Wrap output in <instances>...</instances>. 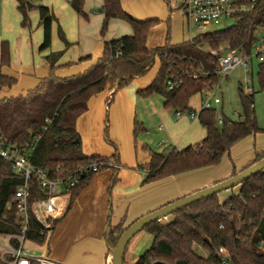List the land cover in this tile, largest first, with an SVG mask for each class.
<instances>
[{
    "label": "trees",
    "instance_id": "1",
    "mask_svg": "<svg viewBox=\"0 0 264 264\" xmlns=\"http://www.w3.org/2000/svg\"><path fill=\"white\" fill-rule=\"evenodd\" d=\"M15 1L23 28L30 25L29 11H38L39 25L42 28L39 51L49 49L53 21L49 8L43 4L33 5L29 0ZM122 1L102 0L101 33L105 31L110 19H121L130 25L132 34L105 41L101 56L84 72L67 77L57 76L56 69L60 65H55V62L59 54L50 53L45 56L49 73L40 78L35 87L15 96H2L1 92L10 90L17 79L0 71V135L7 143L23 145L32 143L35 137L40 136L32 152L31 162L46 171L51 178L66 177L77 167L97 159H113L119 164L116 153L110 156L86 155L81 147L76 121L88 110V102L92 96L112 91L113 97L133 79L149 72L156 60L158 69L154 78L146 87L138 89L137 94L147 97L158 93L164 97L165 107L180 111L182 115L186 112L190 116L197 113L196 118L205 135L201 141L180 150L167 146L157 152L143 146L147 152V160L137 164V168L146 173L143 182H154L217 166L223 158L228 156L230 159L231 149L236 144L249 136L264 132L255 118L254 91L244 93L240 85V120H229L221 113L223 123L218 125L215 108L196 112L189 106L194 94L205 88H212L219 82L216 59L203 47L216 49L219 45L227 44L236 52L250 53L258 38L257 32L264 35V0H257L251 10L236 14L230 19L231 24L228 26L199 34L191 41L179 44H171L167 34L164 44L155 48L147 46V38L160 20L136 19L122 8ZM69 2L75 12L85 15L83 0ZM60 35L64 44L69 45L61 30ZM117 52L120 54L116 55ZM87 58L82 57L78 61ZM10 60L9 43L1 40L0 68L8 67ZM191 71L198 72L197 78L190 77ZM172 75L182 81L168 89L166 80ZM256 76L259 90L264 92V62L258 64ZM141 130V125L134 121V138ZM104 133L106 142L115 148L106 129ZM263 157L264 150L256 152L252 162L240 170L231 161L230 176ZM96 173L81 178L72 188L67 210ZM20 182L11 163L0 158V235L20 233L18 213L8 205ZM30 189L31 200L47 196L46 191L34 179L30 181ZM226 190L230 191V195L224 200H220L219 193H216L147 224L142 230L151 234V246L137 257L134 264H222L225 258L228 264H264V169ZM57 221H54L52 229ZM128 226H123V222L109 225L107 240L110 249L114 248ZM44 236L42 226L34 216H29L26 240L41 245ZM10 243L17 245L15 239H10ZM219 247L226 249L228 255L225 258L218 253ZM197 249L205 251L206 255H200ZM4 259H10V255L5 254ZM0 264L6 263L0 259Z\"/></svg>",
    "mask_w": 264,
    "mask_h": 264
},
{
    "label": "crops",
    "instance_id": "2",
    "mask_svg": "<svg viewBox=\"0 0 264 264\" xmlns=\"http://www.w3.org/2000/svg\"><path fill=\"white\" fill-rule=\"evenodd\" d=\"M128 1L123 0L121 5L127 13L133 16L128 9ZM101 5L102 0L100 2ZM44 6L51 11L49 6ZM10 13V11H7L5 4H0V41L7 38L5 36L6 33H10L7 31L10 26L9 23L14 25L15 22L13 23V20H17L16 17L10 20ZM133 17L136 18L135 16ZM19 28L16 26L18 39L15 38L13 43L11 42L10 65L0 68V71L17 79V75L13 71L25 69L29 71L27 75L33 76V70L36 65L44 66L45 70L40 72V76L35 77V86L40 78L47 76L49 73L48 64L45 61L46 55L50 53L59 54L55 62V65H60L56 69V75L67 77L82 73L92 66L101 56L103 43L120 37H107V39H104L100 45L97 60L94 62L89 61L90 59L88 58L91 57V54L88 51L79 53L76 58H69L58 46L55 49L50 46L49 49L42 52L44 54L41 53V56L38 52H40L39 46L42 41V28L40 27V35H38V29L35 32L30 25L28 29H23L22 27L19 30ZM52 30L53 26L51 27V45L54 38ZM34 32L35 35L33 37ZM82 57L88 58L78 61ZM69 62H72V64L68 65L67 63ZM155 74L156 72L146 82H140L136 86L135 84H130V82L127 86L118 90L113 97L111 95L112 91H104L92 96L89 100L88 110L79 116L76 121V129L80 136L82 150L86 155L110 156L116 153L120 168L115 171L106 169L92 176L90 182L78 194L69 210H67V204L65 212L57 219V223L50 231L44 243L45 245H39L42 248V252L39 254L44 255L57 264H112L111 249L107 240L109 225L123 222V226H128L141 216L162 207L166 203L207 187L214 182L224 180L231 174V161H233L234 167L240 170L252 162L256 152L264 150V145L255 146L247 150L243 155L238 156V158H234L232 150L243 139L231 149V160L227 156L223 158L219 165L211 168L174 175L154 182H143L146 173L140 171L137 168V164L147 160V152L143 146L146 145L150 149L152 148L148 143L139 141L138 135L134 138V121L141 125V131L146 135H151L152 132L145 128L143 123L137 118V105L133 95L137 94L138 89L146 87ZM136 78L139 80L141 77ZM17 84L18 79L10 90L1 92L2 96H15L26 91L23 89H20V92L14 91V87L18 86ZM150 96L147 97L149 98ZM164 100L162 106H164ZM163 108L171 109L165 106ZM163 108H160V110L162 116L165 117ZM181 117L182 115L174 116V121L167 119L165 126L166 138L158 140L157 145L167 144L166 147L171 145V148L180 150L188 145L195 144L190 142L192 141L191 139H187L188 131L186 130L190 124L184 119H180ZM158 127L157 131H163L164 127L161 124ZM105 129L115 148L106 142L104 138ZM197 134L192 139H198V137L203 139L205 131L199 134L200 136H197ZM174 141L173 145L172 142ZM179 146L180 148H178ZM147 234L151 236L150 233L147 232ZM132 238L129 240L127 248ZM150 239L152 241V236Z\"/></svg>",
    "mask_w": 264,
    "mask_h": 264
},
{
    "label": "rangeland",
    "instance_id": "3",
    "mask_svg": "<svg viewBox=\"0 0 264 264\" xmlns=\"http://www.w3.org/2000/svg\"><path fill=\"white\" fill-rule=\"evenodd\" d=\"M29 2L33 5L43 4L50 7L52 11L51 13L53 15L52 32L54 36L52 39L51 48L53 47V49H55L58 46V48H60L69 58H76L79 53L88 51L91 54V57L88 58L90 59L89 61L95 62L97 60L96 58L100 49V45L104 39H107V37L113 38L132 33L130 25L121 19L109 20L105 31L101 33L103 23V15L100 11L101 0H83V12L85 15L75 12V10L72 9L69 0H29ZM0 4H5L7 11L11 12L9 15L10 20H12V18L15 19V17L17 18V20H13V23L15 22L14 25L9 23L10 26L7 28V31L10 33H6L5 36L9 39H4L8 41L11 49L13 40L15 38L18 39L16 26L20 27L19 30L22 29L20 26V14L16 8L15 0H0ZM128 4V9L131 11V14L139 20L150 17H157L161 20L159 24L149 32L147 38V46L149 48H155L163 45L165 36L167 34L169 35L171 44H179L182 42L191 41V39L195 38L199 34L213 32L231 24L230 20L227 21L225 25H209L205 30H199L192 22H188V20L182 16L179 11H170L164 0H129ZM28 16L30 20V27H32L33 31L35 32L38 29L37 32L38 35H40L41 28L38 24V11L36 9H32L29 11ZM26 29H28V27H26ZM60 30L63 32L65 39L69 42V45L64 44L63 40L61 39ZM35 32L33 33V37ZM261 35L262 33L258 31L257 36L260 37ZM203 49L208 51L205 46ZM38 53L41 56L44 54L42 52ZM259 63L260 62H258L256 58H253L251 64L252 81L250 85L252 86V91H254L253 106L257 125L264 129V92L259 90L256 76ZM37 66L38 65H36L35 69L33 70V76L27 75V72L29 71L25 69L13 71V73L17 75L18 79V86L14 87V91L20 92V89L28 90L29 88L35 86V77L40 76V72L45 70L44 66ZM157 69L158 63L156 60L154 66L148 73L141 76L139 80L137 78L133 79L130 84H135L136 86L140 82H146L147 79L157 72ZM238 85L241 86L244 93H250L245 90L244 72L240 68L230 72L226 78L220 79L219 87L216 88L215 91L216 95L221 100L220 104L214 107L217 114L223 113L225 117L233 121L241 119ZM133 96L137 105V118L143 123L145 128L152 132L151 135H146L143 131H141L138 134L139 141L148 143L149 146L155 151H162L167 144L159 146L156 143L161 138H166V121L167 119L174 121L176 111L174 109L168 110L163 108L164 106H162V103L164 98L158 93L152 94L149 98H144L137 94H134ZM200 105V94L196 93L190 98L189 106L198 111ZM160 108H163L165 117L162 116ZM180 119H184L188 124H190L189 127L187 124V139H191L192 141L190 142L192 143L199 142L202 137H198V139H192L197 133V136H200L199 134L204 133V130L199 124L197 118L191 117L186 112ZM160 124L164 127L163 131H157V127ZM173 143H175V141L172 142V144ZM261 145H264V132L245 138L234 148V150H232V155L235 156L234 158H238V156L243 155L247 150ZM178 148H180V146ZM229 195V190H222L219 192L218 196L220 200H224ZM150 238L151 236L148 235L145 230L137 232L128 245L124 255L123 264H134L137 257L151 246L152 241ZM25 248L33 250L34 254H39L42 252L41 246L29 241L25 242ZM197 252L200 255H206V252L203 250L197 249Z\"/></svg>",
    "mask_w": 264,
    "mask_h": 264
},
{
    "label": "built area",
    "instance_id": "4",
    "mask_svg": "<svg viewBox=\"0 0 264 264\" xmlns=\"http://www.w3.org/2000/svg\"><path fill=\"white\" fill-rule=\"evenodd\" d=\"M257 0H166L170 11L177 10L188 22H192L197 29L205 30L209 25H221L232 19L236 14L249 11L253 8ZM208 53L216 59V73L220 79L226 78L230 72L240 68L244 72L245 90L252 91V70L253 58L258 62H264V35L258 37L252 45L250 53L243 54L231 50L229 45H219L216 49H208ZM117 52L116 55H119ZM198 72L191 71L190 77L195 79ZM181 78L174 75L166 80L168 89L175 84L181 83ZM219 82L212 88H205L200 92V109H211L219 105L220 98L216 95V88ZM180 111L175 112V116H181ZM196 118L197 113L191 115ZM217 123L222 125L221 113L217 114ZM160 129V127H158ZM40 136L34 138L32 143L23 145L7 143L0 135V158L11 163L14 174L21 182L17 185L8 205L14 207L20 218V233L17 235H0V259L6 264H57L42 254H34L33 250L25 248L26 234L28 231V218L34 216L45 231L42 240L44 244L53 227V223L65 212L71 190L81 178L105 169H119L118 164L113 159H97L85 165L79 166L74 172L66 177L51 178L46 171L36 167L31 162L32 152ZM35 180L40 188L47 193L46 197L30 199V181ZM10 239H15L17 245L10 243ZM263 243L261 242L260 245ZM45 245V244H44ZM218 253L224 258L228 255L223 247H219ZM9 254L10 259H4V255ZM222 264H228L225 259Z\"/></svg>",
    "mask_w": 264,
    "mask_h": 264
},
{
    "label": "water",
    "instance_id": "5",
    "mask_svg": "<svg viewBox=\"0 0 264 264\" xmlns=\"http://www.w3.org/2000/svg\"><path fill=\"white\" fill-rule=\"evenodd\" d=\"M263 169H264V157L259 161L255 162L254 164L250 165L248 168L238 172L236 175L230 176L217 183L211 184L207 187L189 193L181 198H178L170 203L163 205L162 207L154 211H151L141 216L125 229V231L121 234V236L117 240L114 248L111 249L110 251L111 263L123 264L125 248L129 240L150 222L161 218H165L168 215H170L172 212L182 207H185L190 203L201 200L202 198L219 193L222 190L235 187L244 180L248 179L249 177H251L252 175L258 173ZM156 264H164V263L157 262Z\"/></svg>",
    "mask_w": 264,
    "mask_h": 264
}]
</instances>
